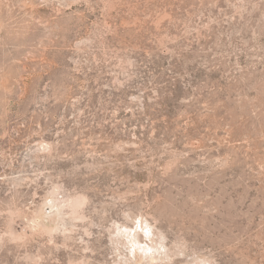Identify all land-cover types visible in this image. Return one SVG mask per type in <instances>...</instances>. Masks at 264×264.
Segmentation results:
<instances>
[{
    "label": "rangeland",
    "instance_id": "1",
    "mask_svg": "<svg viewBox=\"0 0 264 264\" xmlns=\"http://www.w3.org/2000/svg\"><path fill=\"white\" fill-rule=\"evenodd\" d=\"M0 264H264V0H0Z\"/></svg>",
    "mask_w": 264,
    "mask_h": 264
}]
</instances>
